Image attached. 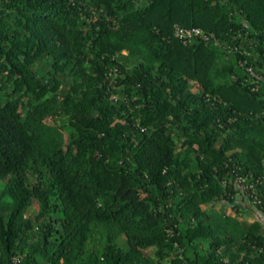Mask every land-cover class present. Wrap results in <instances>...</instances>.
I'll use <instances>...</instances> for the list:
<instances>
[{"label": "trees", "instance_id": "16d2710c", "mask_svg": "<svg viewBox=\"0 0 264 264\" xmlns=\"http://www.w3.org/2000/svg\"><path fill=\"white\" fill-rule=\"evenodd\" d=\"M247 65L264 0H0V264H264Z\"/></svg>", "mask_w": 264, "mask_h": 264}, {"label": "built area", "instance_id": "2783aa9c", "mask_svg": "<svg viewBox=\"0 0 264 264\" xmlns=\"http://www.w3.org/2000/svg\"><path fill=\"white\" fill-rule=\"evenodd\" d=\"M176 33L184 38L185 40L192 38L194 35H202L203 37H208V34H206V32L201 29L198 26H194V27H184L181 25H177L176 27ZM245 61V60H244ZM244 61H241V64L244 63ZM247 69L250 71V73L254 76H256L258 79H262L264 80V76H262V74H260L259 72H257L254 67L252 65H247ZM258 86L255 85L253 88H257ZM247 177L246 176H241L238 178V182L240 183V185L242 186V188L244 189V191L248 194H252L253 197V201H261V199L259 198V196L255 193V182L254 181H246ZM257 180L259 181L260 178L258 177ZM251 189V191H250Z\"/></svg>", "mask_w": 264, "mask_h": 264}, {"label": "rangeland", "instance_id": "374dc122", "mask_svg": "<svg viewBox=\"0 0 264 264\" xmlns=\"http://www.w3.org/2000/svg\"><path fill=\"white\" fill-rule=\"evenodd\" d=\"M38 201L35 200L33 205H32V208L30 209V211H34V209H37L38 208ZM252 208L251 210H248L246 211V213L242 212V213H239L236 209H234L233 206L229 205L226 209L227 213L228 214H231L232 216H235V217H238L239 219H246V220H249V221H253L255 220L256 218L258 217H262L258 212H257V208L255 206L252 205V203H250ZM217 208H220L221 207V204L218 203L217 205ZM256 208V209H254ZM260 212V210H259ZM262 213V212H261ZM264 218V217H263Z\"/></svg>", "mask_w": 264, "mask_h": 264}, {"label": "crops", "instance_id": "0c3cea01", "mask_svg": "<svg viewBox=\"0 0 264 264\" xmlns=\"http://www.w3.org/2000/svg\"><path fill=\"white\" fill-rule=\"evenodd\" d=\"M244 196H243V194L241 193V192H239L238 193V198L240 199V200H242V201H245L244 199L245 198H243ZM243 204H245V205H249V206H251V204L249 203V201H245ZM247 207L246 206V209H245V211H244V213H246V211H248V210H251V208H252V206L251 207ZM254 209H256V208H254ZM257 210V212L262 216V218L264 217V214L263 213H261V212H259V210L258 209H256ZM264 219V218H263Z\"/></svg>", "mask_w": 264, "mask_h": 264}]
</instances>
